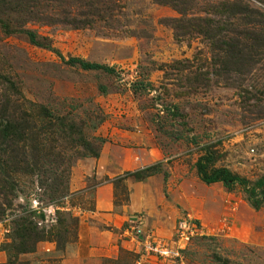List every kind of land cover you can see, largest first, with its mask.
<instances>
[{
  "label": "rangeland",
  "instance_id": "1",
  "mask_svg": "<svg viewBox=\"0 0 264 264\" xmlns=\"http://www.w3.org/2000/svg\"><path fill=\"white\" fill-rule=\"evenodd\" d=\"M225 1L237 0H0V126L27 113L43 127L35 119L45 108L99 153L81 158L78 136L49 135L37 177L0 140V187L6 179L13 192L0 196V264H264V204L254 209L240 187L207 186L196 170L210 151V170L264 178V56L249 74L216 73L208 42L173 28L180 7L191 19H225ZM240 1L264 14V0ZM71 59L117 74L83 71ZM23 145L30 155L33 143ZM159 163L162 173L145 182L114 184ZM52 178L61 179L58 204L39 189ZM98 198L111 210H97ZM188 215L199 237L182 259L143 258L147 236L174 241ZM27 228L44 230V240L19 254Z\"/></svg>",
  "mask_w": 264,
  "mask_h": 264
},
{
  "label": "trees",
  "instance_id": "2",
  "mask_svg": "<svg viewBox=\"0 0 264 264\" xmlns=\"http://www.w3.org/2000/svg\"><path fill=\"white\" fill-rule=\"evenodd\" d=\"M219 7V15H223L225 19L216 21L209 18L191 19L188 17L186 10L180 7V14L182 17L173 22L176 35L178 38L186 37V34L194 33L202 36L208 42L212 51L213 61H216L214 62L216 63L215 67H219L216 73L220 71L225 74H232L233 72L244 73L245 75L249 74L254 70L253 67L256 63L259 62L258 58L264 56V14L255 11L250 5L240 0L234 2L225 1L219 4ZM27 34L33 44L41 46V43L37 40L34 33L30 32ZM67 64L79 67L83 71H100L110 76L117 74L114 68L90 63L81 59H71ZM102 90L105 91L104 88H102ZM38 117L39 118L35 120L44 122L45 126L40 128L35 126L36 122L31 120L33 118L27 113L8 117L0 126L1 143L15 150L14 152L17 153L15 156L19 155L22 158L20 166L26 167L24 170H26L30 176H35L37 174L38 177L42 172L40 165L41 163L43 165V162L41 159L42 150H40V147L47 141L44 137H48L49 135L51 137L69 138L76 135L78 136L76 141L77 145L85 152L81 158H99V153L92 149V144L83 138L84 136L81 131L76 132V130L73 129L74 124L67 122L65 117L55 116L45 108L40 109ZM28 137L31 138L28 139ZM99 140L101 141V139ZM28 142L33 143L30 155L24 151L27 145H23ZM49 157L48 155V159ZM214 161V154L209 151L197 162L196 170H198L201 181L207 186L221 184L228 191L240 187L244 189L252 207L259 210L264 204V178L252 183L247 179L233 174L225 168L210 170ZM1 162L4 164V167L11 171V168L7 167L9 161L6 158H1ZM161 169L162 164L160 163L137 172L130 171L124 174V176L114 180V184L118 188L119 185L125 183L128 179H134L137 182H145L149 178L161 174ZM164 176L166 179L169 177L168 173H164ZM49 180L42 182L40 180L38 183L39 189L46 192L48 188L50 193L48 194V192H46V194L50 195L51 203L58 204L64 198V192L61 191V179L52 178ZM1 184L4 185V187H0V194H2L0 196L5 195L6 192L8 194V191L11 195L13 194L11 186L6 179H3ZM8 206L11 207V204L8 203L7 206L5 205V207ZM5 215L6 210H3L2 206H0V222L5 219ZM35 215L37 214L30 213L32 217ZM30 226L32 227L33 224L31 223ZM20 238L22 239V247L20 251H18L19 254L29 253L31 249L27 243L33 238H35L36 241L44 240V230L38 232L37 229L27 228L22 231ZM25 243L26 245L24 246Z\"/></svg>",
  "mask_w": 264,
  "mask_h": 264
},
{
  "label": "built area",
  "instance_id": "3",
  "mask_svg": "<svg viewBox=\"0 0 264 264\" xmlns=\"http://www.w3.org/2000/svg\"><path fill=\"white\" fill-rule=\"evenodd\" d=\"M190 215L180 223L174 241H164L147 236L144 240L143 258L155 261H169L182 259L181 253L186 250L190 240L197 234V224ZM195 233L197 235H195ZM138 264H141L138 262Z\"/></svg>",
  "mask_w": 264,
  "mask_h": 264
},
{
  "label": "crops",
  "instance_id": "4",
  "mask_svg": "<svg viewBox=\"0 0 264 264\" xmlns=\"http://www.w3.org/2000/svg\"><path fill=\"white\" fill-rule=\"evenodd\" d=\"M144 168H149V167H143L141 170H143ZM111 208H112L111 206L105 208L104 205H103L102 199L101 198H98V201H97V210H100V211H110Z\"/></svg>",
  "mask_w": 264,
  "mask_h": 264
}]
</instances>
